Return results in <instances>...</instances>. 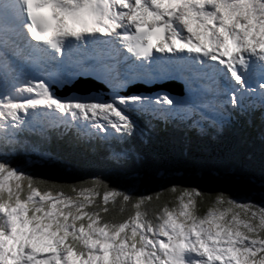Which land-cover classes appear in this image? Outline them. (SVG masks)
<instances>
[{"label": "snow or ice", "instance_id": "snow-or-ice-1", "mask_svg": "<svg viewBox=\"0 0 264 264\" xmlns=\"http://www.w3.org/2000/svg\"><path fill=\"white\" fill-rule=\"evenodd\" d=\"M5 19L29 49L53 50V58L73 45L94 44L117 56L126 50L139 68L150 67L156 53L196 64L202 79L222 88L223 99L203 107L231 106L229 118L254 107L244 104V93L255 92L248 79L259 77L264 89V0H4L0 46ZM130 82L126 77L117 87ZM150 105L184 107L166 94L62 100L47 81H27L0 90V155L14 151L28 130L41 138L56 132L84 142H124L137 132L131 114ZM260 108L264 113V92ZM195 115L193 109L188 119L201 128ZM169 191L178 193L175 203L150 217L152 196L133 198L99 178L58 185L0 160V264H264V204L218 193L200 214L198 189ZM117 204L121 214L131 211L122 220L106 219Z\"/></svg>", "mask_w": 264, "mask_h": 264}, {"label": "trees", "instance_id": "trees-1", "mask_svg": "<svg viewBox=\"0 0 264 264\" xmlns=\"http://www.w3.org/2000/svg\"><path fill=\"white\" fill-rule=\"evenodd\" d=\"M138 152L142 160L121 163L87 152L65 153L67 168L37 167L33 173L39 180L63 186L99 178L133 198L152 196L146 205L150 217L165 204L171 207L175 203L178 193L169 191L174 185L203 193L199 198L200 214L218 193L239 201H258L257 194L264 191V140L255 133L230 132L217 141L188 144L180 135L165 134L147 146L139 145ZM130 211L129 207L121 214L117 204L106 219L122 220Z\"/></svg>", "mask_w": 264, "mask_h": 264}, {"label": "rangeland", "instance_id": "rangeland-1", "mask_svg": "<svg viewBox=\"0 0 264 264\" xmlns=\"http://www.w3.org/2000/svg\"><path fill=\"white\" fill-rule=\"evenodd\" d=\"M163 137H164V133H163ZM257 197L259 198V200L257 201V199H256V201H253V202L264 204L263 202H261L262 200H264V191L263 192H259V194H257Z\"/></svg>", "mask_w": 264, "mask_h": 264}]
</instances>
